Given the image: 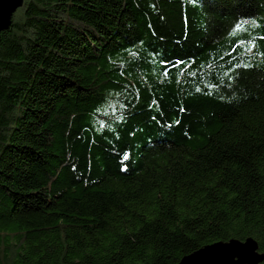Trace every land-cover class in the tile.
<instances>
[{"label":"trees","instance_id":"trees-1","mask_svg":"<svg viewBox=\"0 0 264 264\" xmlns=\"http://www.w3.org/2000/svg\"><path fill=\"white\" fill-rule=\"evenodd\" d=\"M246 237L264 253V0H23L0 32V264Z\"/></svg>","mask_w":264,"mask_h":264},{"label":"water","instance_id":"water-1","mask_svg":"<svg viewBox=\"0 0 264 264\" xmlns=\"http://www.w3.org/2000/svg\"><path fill=\"white\" fill-rule=\"evenodd\" d=\"M22 1L0 0V32L9 26L12 13ZM263 260L264 253L258 251L256 241L246 237L203 245L182 256L175 264H260Z\"/></svg>","mask_w":264,"mask_h":264},{"label":"snow or ice","instance_id":"snow-or-ice-1","mask_svg":"<svg viewBox=\"0 0 264 264\" xmlns=\"http://www.w3.org/2000/svg\"><path fill=\"white\" fill-rule=\"evenodd\" d=\"M127 157H125V159H126Z\"/></svg>","mask_w":264,"mask_h":264}]
</instances>
